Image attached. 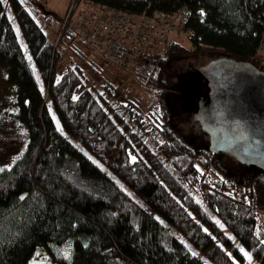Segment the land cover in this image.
<instances>
[{"label": "trees", "instance_id": "16d2710c", "mask_svg": "<svg viewBox=\"0 0 264 264\" xmlns=\"http://www.w3.org/2000/svg\"><path fill=\"white\" fill-rule=\"evenodd\" d=\"M82 1L93 11L135 15L186 5L194 33L189 46L171 40L165 55L141 57L135 69L159 91L161 120L153 124L134 99L121 97L120 86L91 85L78 64L57 78L60 45L90 43L77 36L76 16L55 44L22 0H9L31 62L0 0V64L17 86L15 116L29 140L14 166L0 172V264H29L40 245L56 264H264V234L256 229L264 180L253 171L222 178L219 154L208 144H185L162 102L165 66L176 56L221 53L255 64L264 0ZM115 49L104 55L116 62L130 50L123 43Z\"/></svg>", "mask_w": 264, "mask_h": 264}, {"label": "rangeland", "instance_id": "374dc122", "mask_svg": "<svg viewBox=\"0 0 264 264\" xmlns=\"http://www.w3.org/2000/svg\"><path fill=\"white\" fill-rule=\"evenodd\" d=\"M3 2L4 10L13 22L18 41L32 62L27 42H25L17 20H15L10 2L9 0H3ZM22 2L25 8L38 21L42 30H44L47 41L55 44L59 41L62 28L67 22L69 15L74 21V17L81 9L89 7L82 0L77 2L75 0H22ZM172 35L171 40L189 46L190 40L187 35L175 31H173ZM59 49L62 57L58 61L55 71L57 78L62 76L68 65L78 64L84 69L89 83L97 88L107 84H110L113 88L123 87V85L128 83L132 90L130 98L134 99L140 105L142 112L151 118V123H158L161 120L160 111L162 104L157 99L159 91L151 87L146 74L143 72L138 75L136 74L137 72L131 73V75L128 74L119 66L118 61L116 62L111 57L104 55L92 43L84 44L78 38L75 39L72 45H60ZM222 59L227 58L221 53L185 57L176 56L170 59L165 66L163 80L166 82L168 91L163 96L162 102L170 113L169 126L185 144L194 148H200L206 144L210 147L211 143L210 135L204 127V122L198 116L197 111L192 109L191 102L197 101L198 104L200 101L199 98L196 100V95L194 94L203 91L201 85H204L207 81L202 76V71ZM123 79L126 81L124 84L122 83ZM19 99L17 86L10 80L9 67L0 64V169L3 170L14 166L15 162L25 153L24 150L29 141L27 130L15 116L20 111ZM53 115L56 117L55 111H53ZM56 122L61 127L58 117H56ZM240 156L234 152L222 151L221 154L219 153L218 165L221 169L218 172L219 175L222 178H244L249 171H253L257 172L264 180V166L262 164H251L246 154H240ZM157 218L167 224L161 215L157 216ZM214 218L223 230L228 232L222 220L217 215H214ZM257 218V232L264 234V209L258 210ZM173 233L176 236L179 235L176 232ZM235 241L237 242V240ZM184 242L187 243L186 241ZM187 245L189 248L194 249L190 243H187ZM246 254L247 258L251 259V254ZM29 261V264L57 263L50 255V252L42 245L36 249L35 254Z\"/></svg>", "mask_w": 264, "mask_h": 264}, {"label": "water", "instance_id": "95a60500", "mask_svg": "<svg viewBox=\"0 0 264 264\" xmlns=\"http://www.w3.org/2000/svg\"><path fill=\"white\" fill-rule=\"evenodd\" d=\"M219 61L202 71L206 90L195 110L210 135L209 150L246 154L264 166V70L229 58L212 74Z\"/></svg>", "mask_w": 264, "mask_h": 264}, {"label": "built area", "instance_id": "2783aa9c", "mask_svg": "<svg viewBox=\"0 0 264 264\" xmlns=\"http://www.w3.org/2000/svg\"><path fill=\"white\" fill-rule=\"evenodd\" d=\"M191 18L192 12L186 5L172 13L146 11L139 15L119 8H106L103 11L84 8L76 15L74 28L79 38L94 44L103 54L113 55L119 44H126L130 50L119 58V66L131 75L141 57L166 54L173 31L188 37L193 35V29L188 24ZM260 42L255 65L263 71L264 31ZM131 94L128 83L121 87L122 98L128 99Z\"/></svg>", "mask_w": 264, "mask_h": 264}, {"label": "flooded vegetation", "instance_id": "af4514ba", "mask_svg": "<svg viewBox=\"0 0 264 264\" xmlns=\"http://www.w3.org/2000/svg\"><path fill=\"white\" fill-rule=\"evenodd\" d=\"M222 61H223V59L219 61V64H218V67H217V68L210 69V70H212V71H211L212 74L218 71L219 66L222 64ZM254 65H255V64H254ZM255 66L257 67V65H255ZM202 108H203V107H202ZM202 110H203V109H202Z\"/></svg>", "mask_w": 264, "mask_h": 264}, {"label": "snow or ice", "instance_id": "6c2138e0", "mask_svg": "<svg viewBox=\"0 0 264 264\" xmlns=\"http://www.w3.org/2000/svg\"><path fill=\"white\" fill-rule=\"evenodd\" d=\"M133 159H135V158H133ZM3 169H0V171H2ZM247 255V254H246Z\"/></svg>", "mask_w": 264, "mask_h": 264}, {"label": "bare ground", "instance_id": "6f19581e", "mask_svg": "<svg viewBox=\"0 0 264 264\" xmlns=\"http://www.w3.org/2000/svg\"><path fill=\"white\" fill-rule=\"evenodd\" d=\"M221 154V153H220Z\"/></svg>", "mask_w": 264, "mask_h": 264}]
</instances>
